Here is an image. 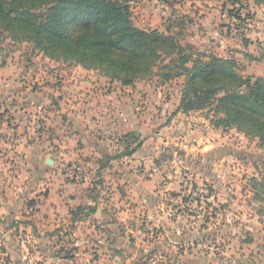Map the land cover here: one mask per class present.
Here are the masks:
<instances>
[{"label": "rangeland", "instance_id": "rangeland-1", "mask_svg": "<svg viewBox=\"0 0 264 264\" xmlns=\"http://www.w3.org/2000/svg\"><path fill=\"white\" fill-rule=\"evenodd\" d=\"M129 6L264 78V0ZM163 57L123 85L0 34V264H264V142L214 128L215 105L178 113L185 80L162 79Z\"/></svg>", "mask_w": 264, "mask_h": 264}, {"label": "trees", "instance_id": "trees-1", "mask_svg": "<svg viewBox=\"0 0 264 264\" xmlns=\"http://www.w3.org/2000/svg\"><path fill=\"white\" fill-rule=\"evenodd\" d=\"M129 2L0 0V34L34 42L52 60L100 69L123 85L151 74L164 55H176L170 64L161 65L160 76L165 81L184 77L179 112L215 105L219 118L214 128L254 133L264 142V78H245L235 60L193 53L173 36L136 27ZM230 15L240 18V13Z\"/></svg>", "mask_w": 264, "mask_h": 264}, {"label": "crops", "instance_id": "crops-1", "mask_svg": "<svg viewBox=\"0 0 264 264\" xmlns=\"http://www.w3.org/2000/svg\"><path fill=\"white\" fill-rule=\"evenodd\" d=\"M225 59H227V58H225ZM178 113H182V114H183V112H181V111H180V112H178ZM109 165H110V163H109ZM109 165H108V166H109ZM108 166H107V167H108Z\"/></svg>", "mask_w": 264, "mask_h": 264}]
</instances>
